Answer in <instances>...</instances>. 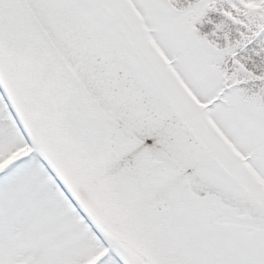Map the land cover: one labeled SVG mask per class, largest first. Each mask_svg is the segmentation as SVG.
<instances>
[{
    "label": "snow or ice",
    "instance_id": "1",
    "mask_svg": "<svg viewBox=\"0 0 264 264\" xmlns=\"http://www.w3.org/2000/svg\"><path fill=\"white\" fill-rule=\"evenodd\" d=\"M0 264H264V0H0Z\"/></svg>",
    "mask_w": 264,
    "mask_h": 264
}]
</instances>
